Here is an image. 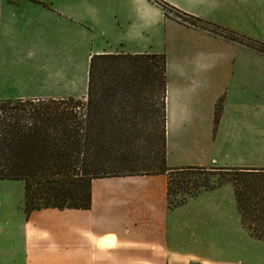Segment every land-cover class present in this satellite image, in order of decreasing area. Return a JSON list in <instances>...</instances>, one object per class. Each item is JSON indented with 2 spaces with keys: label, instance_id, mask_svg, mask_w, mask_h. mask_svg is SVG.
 Returning a JSON list of instances; mask_svg holds the SVG:
<instances>
[{
  "label": "crops",
  "instance_id": "0c3cea01",
  "mask_svg": "<svg viewBox=\"0 0 264 264\" xmlns=\"http://www.w3.org/2000/svg\"><path fill=\"white\" fill-rule=\"evenodd\" d=\"M160 1L237 40L197 22L190 27L166 19L152 0H109V12L108 0L101 6L59 0L55 12L63 22L57 27H39L31 14L18 22L10 12L18 11V2L0 0V55L7 60L18 46L69 41L88 63L92 54L165 56L167 168L165 174L94 180L89 210L30 215L23 183L0 181L12 183L0 184V264H264V242L243 229L231 184L174 209L167 201L173 170L264 171V0ZM108 24L109 50L92 53L95 40L105 41ZM48 98L59 99L15 100Z\"/></svg>",
  "mask_w": 264,
  "mask_h": 264
},
{
  "label": "trees",
  "instance_id": "16d2710c",
  "mask_svg": "<svg viewBox=\"0 0 264 264\" xmlns=\"http://www.w3.org/2000/svg\"><path fill=\"white\" fill-rule=\"evenodd\" d=\"M190 19L201 27H213ZM222 32L237 40L233 33ZM259 50L264 52V48ZM165 95L164 55L105 53L90 57L83 99L0 101V181L23 183L24 211L30 215L43 209L88 210L94 180L165 174ZM178 173L188 175L180 183L191 188L186 198L176 201L172 197L175 189H181L175 184L176 176L182 175ZM208 173L243 176L263 175L264 171H170L169 208L185 205L200 189L211 190L207 180L196 178ZM228 182L243 229L264 242V227L257 229L259 221L264 226V217H250L258 215V210L264 213V186H251L234 177Z\"/></svg>",
  "mask_w": 264,
  "mask_h": 264
},
{
  "label": "rangeland",
  "instance_id": "374dc122",
  "mask_svg": "<svg viewBox=\"0 0 264 264\" xmlns=\"http://www.w3.org/2000/svg\"><path fill=\"white\" fill-rule=\"evenodd\" d=\"M16 1L18 2L16 5L18 11L12 10L10 12L18 22L23 20L29 14H31L34 24H37L39 27L48 25L57 27L61 25V22H63V18L57 16V12H55V9L59 8V0H28V3L25 1L21 2V0ZM152 1L154 2V0ZM96 2L98 6H101V4L104 3L103 0H96ZM29 8H33L34 12H31ZM106 17L107 21H109V16ZM205 27L212 31L219 32L220 34L222 32L216 28L208 26ZM103 30L105 34V41L95 40V42L90 46V49L89 47H86L85 50L89 49L92 53L93 51H97L98 48L109 50V42H106V40H109V24ZM99 35L100 33L97 34V37ZM34 43H36V41H34ZM253 45H258L257 47H260L257 43H253ZM16 49V53L11 54L10 60H7L0 55V74L2 75L0 77V100L12 101L20 95H24L26 97L36 96L37 94L49 97L55 96L58 98H84L87 91L88 62L86 60V54H81V47L77 45L75 41H69L67 43L54 42L50 46H18ZM55 50L58 54L50 53ZM13 52L15 51L13 50ZM93 55L94 54H92V56ZM45 59H48V61L45 62ZM8 77L9 81L6 80ZM154 144L156 148L159 147L158 138ZM178 174L182 175L176 176L175 184L178 182L181 189H175L176 194L172 197L176 201L181 198H186L187 189L191 188L189 184L180 183L185 179H188V175H184V173ZM233 177L238 180H242V182H247V184L252 183L251 186H264V174H243V176H238L237 174L230 173H208L205 174V176H196V178H200L202 181L207 180L212 189L219 187L216 182H220V186L224 184H231L228 182V179ZM0 184L1 186H10L7 184L12 183ZM13 184V186H15V184L18 185L21 183ZM20 186H22V184ZM238 186L246 185L239 184ZM203 191H208V189H200V193ZM258 208L260 209V207ZM257 214L258 215L255 214L254 216L250 215V217H264V213L259 212V210L257 211ZM259 222H257V229L261 231L264 226L263 224H259ZM258 253L263 252L259 251Z\"/></svg>",
  "mask_w": 264,
  "mask_h": 264
},
{
  "label": "built area",
  "instance_id": "2783aa9c",
  "mask_svg": "<svg viewBox=\"0 0 264 264\" xmlns=\"http://www.w3.org/2000/svg\"><path fill=\"white\" fill-rule=\"evenodd\" d=\"M163 8L164 16L166 19L173 20L179 24H183L190 27H195V23L188 16L175 11L173 8L166 6L159 0H154Z\"/></svg>",
  "mask_w": 264,
  "mask_h": 264
}]
</instances>
